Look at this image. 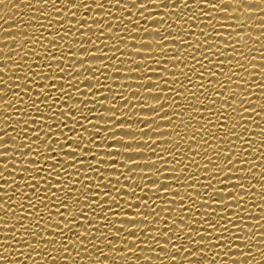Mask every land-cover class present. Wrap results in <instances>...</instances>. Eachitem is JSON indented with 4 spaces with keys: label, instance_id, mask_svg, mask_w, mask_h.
<instances>
[{
    "label": "snow or ice",
    "instance_id": "6c2138e0",
    "mask_svg": "<svg viewBox=\"0 0 264 264\" xmlns=\"http://www.w3.org/2000/svg\"><path fill=\"white\" fill-rule=\"evenodd\" d=\"M4 2L5 0H0V4H4ZM241 2L242 0H218L217 3H212V0H192L191 3H189V0H179V2L177 0H131V3H129V0H87V2L86 0H36V3L41 7L51 6V11H44L39 14L40 22L38 23L39 29H45L49 33V37H44L41 32H39V36L22 34L24 39L19 41L18 44V47L24 46V41H29L27 47L31 49L32 57H35L34 64L26 61L25 64H15L13 67V65H7V61L16 59L15 56H0V62H3L0 63V73H8L9 68L20 73L15 77L9 76V79L20 81L15 85H9L8 80L0 76V83L6 85L7 88L19 89V91L11 93L10 99L0 100V110L12 113V115L0 117V121H3V126L0 127V133H2L0 134V142H4L0 143V149H10V151H0V157L17 156V153L23 157V160L20 161V173L21 179L25 183L24 187H19L16 190L23 193L21 197L27 203L26 208L25 204L21 202L0 200V209L15 211V209L8 208V203L19 205L21 215H17L19 218L15 221H26V223L20 224L19 229H17L18 232L21 229L23 230L20 232V238L29 241L35 239L36 241L25 245L26 247L47 249L51 244L53 252H68L67 244H72L76 248H80L81 245L85 244L90 245L92 248L104 245L109 251L100 253L101 256L106 257L104 260H100V257L96 256V264H103L107 260H111L112 264H116L115 259H108L113 253H117L122 258L128 253L138 251L141 252L140 257L133 260L132 256H128L124 264H129V261L132 264H136L137 261H142L143 264L145 262L152 264V255L143 254L144 250L154 253L157 257L166 255L171 264H177L178 259L183 260L184 264H193L192 257L202 256L206 251L205 246L215 244L218 248L224 250L225 256H228L229 249H241V244L234 243V241L248 242L257 236V233L252 236L243 234L245 239H241L243 229H246L247 225L243 224L242 227L241 224L234 223V221L243 222L245 219L238 212L234 213L235 220L232 219L231 215H220L219 219H215L216 213L214 210L206 215L200 213L205 217L203 220L199 216L196 219H188V216L197 213L199 208H213L211 205H216L215 208H219L221 206L220 201H223V209L226 211L231 208L230 201L245 202L241 191L247 194L248 190L244 184L233 182L229 185L225 181L232 179L233 169L237 173L247 170L248 175L251 174L255 177L258 173H253L252 167L241 169L239 166L241 161L239 159L234 160V156L239 155L236 151L235 141H242L243 146L247 145L253 151V137L247 139L248 136H251L249 133L252 130L247 125L249 121H252L255 126V116L264 113V103L259 105L256 103L260 96L258 95L256 100L250 99L253 93L248 91V80L244 79V83L241 84L237 82L241 79H232L233 76L243 77L245 65L240 63L242 58L247 63L252 64V69H256L255 63L251 62L255 60V57L249 60L242 51L239 56H236L234 54L237 51L235 38L229 43V40H226L222 35V31L215 30L222 29L223 25L221 28H217L213 23L212 12H205L204 8L201 7L203 5L213 11L228 13L227 8L221 7L222 4H240ZM58 3L67 7L68 11L65 12L64 7H55ZM112 5L119 6L117 8L120 13L119 17L112 15ZM81 7L85 11L89 9L107 10L96 12L97 16L91 20H89V16L84 15H80L79 19H66L69 15L75 18ZM192 8L197 9V12L188 15L185 19V12L182 9ZM132 10H135L139 18L124 15L125 11L131 12ZM245 11L247 10L245 9ZM160 12H163V16L160 15ZM261 12H264V8L261 9ZM54 13H63V15H54ZM101 13L102 16L99 15ZM145 13L149 14L145 15ZM225 18L235 20L230 15ZM260 19L264 20V16H261ZM32 20H36V17H33ZM97 20L100 22L97 23ZM117 20H119V23L124 24L123 28L113 23ZM141 20L145 21L144 25H141ZM150 20H160L165 21V23H151L153 26L159 25L162 27L149 28L148 22ZM169 20L173 21L176 27L168 24L167 21ZM81 21L86 22L81 23ZM124 21H127V23ZM241 21L235 20L238 28L244 27V22L241 23ZM192 25L200 29V40L195 45L191 42L192 36L195 35V29L192 28ZM209 25H211V31L206 30L210 29ZM69 29L73 30L69 31ZM169 29L171 31H167ZM141 31L145 34H155L147 36H159L160 40L153 43L141 38L138 43L137 37ZM53 32L55 37H59L61 40H68L70 34L75 37L78 36L80 42L70 41L67 47L74 50L65 53L62 46L52 43L57 40L50 38ZM162 32H166V34L161 35ZM241 32L243 31H236L235 36H239ZM261 33L264 34V32ZM229 34L233 35L231 32ZM93 36L96 38L95 40L92 39ZM8 37H13V35ZM129 37H131L132 51H121V49L125 50L127 48ZM45 40L51 45L50 48L43 47ZM85 40L89 43H85ZM110 40L112 41L111 44H109ZM209 40L213 42L220 40L224 43L217 44L215 51H212L214 44L209 43ZM12 41L17 40L13 38ZM96 41L100 43L97 44ZM37 44L41 49L38 53L35 48H32V45ZM90 45H95L94 50L93 48L89 50ZM101 45H107V51L100 47ZM169 45H180V48H169ZM57 47L61 48L59 55L54 54L56 52L53 51ZM193 47L195 51L189 52L191 53L190 60L179 58L181 51ZM6 48L7 52H5ZM157 48L159 51L155 50ZM145 49L150 51L145 52ZM10 51H15V49L0 48V53ZM97 51L101 55H97ZM196 52L201 54L199 58L196 56ZM249 52H251V49H249ZM78 53L87 55L78 56ZM167 53L171 54L168 55ZM226 53H233V55H226ZM23 55L28 56L29 53L24 52ZM89 57H92V59H89ZM135 57H141L142 59L138 61ZM212 57H216V64L212 63ZM235 57H239V59H233ZM89 60L103 61V67L88 63ZM205 60L212 68H216L217 65L223 68L225 60H235L236 67L234 68L231 64H228L231 75H226L223 80H220L217 74L205 65ZM77 61L80 62L77 63ZM115 61H119V63H115ZM177 61L180 63H177ZM123 63L128 65L127 73L124 72V67L118 66ZM169 63L172 64L170 76L167 67ZM152 64L157 65L161 71L157 72L153 69ZM177 64H183L188 71L180 70L177 73ZM197 65H199V68H197ZM85 67L91 69L90 74L74 75V73L81 72ZM102 69L106 71L102 72ZM200 69L204 71L202 72ZM235 69H241V71L237 72ZM204 72H208V84L211 85L215 81L217 85L216 88L211 89L208 96H204L205 92L209 91L205 88L204 81L206 78ZM109 73L116 77L124 76L126 81L133 76L138 77L136 90L126 97L123 91H113L111 85L100 83L101 76L105 80H109ZM254 73L250 72L248 75L253 78L257 76ZM192 74L199 77V83L189 87L193 85ZM220 75H224V73L221 71ZM81 76L84 77L83 81L80 80ZM152 76H158L159 80L153 81ZM180 76H183L187 83L181 81ZM37 77H39V80L36 79ZM94 79L95 83L84 84V81H93ZM44 81H47V83H44ZM82 83L83 88H81ZM114 83L119 86L118 89H125L126 86L130 85H121L119 80H115ZM74 84L77 86L73 87ZM232 84L237 85L236 89L240 91L232 90L230 87ZM255 84L257 88L264 91V83ZM33 85H36L35 96L31 95ZM140 89H143V94H141ZM154 89L155 91H153ZM217 89L223 90L225 94L222 95L221 91ZM85 92L91 93V95H85ZM133 92L137 94L132 95ZM229 92L230 95L227 94ZM3 95H7L6 88H0V96ZM24 96H27L31 103H26ZM85 96H90L91 99H85ZM202 96L204 100L200 99ZM238 96L240 100L237 107L235 105ZM216 98L222 101L219 107H217ZM184 100H188V104H183ZM205 100L207 103L204 102ZM14 101L17 104L22 103L24 107L20 109L6 107L13 104ZM121 101L123 103H120ZM41 104L44 105L43 108L40 107ZM89 104L93 107L89 108ZM245 104L255 106L245 107ZM96 105H100L104 112H101L98 117H93L91 113L96 111ZM181 107L187 110L189 121L202 115L200 112L202 107L211 113V115L204 117L206 122L201 123V129H206L209 134H205L204 131L200 130L193 132V137L199 134L200 137H207V139L197 141L190 138L192 142L200 145V151H197L196 154L207 153L209 148H222L225 141L231 146L223 152L214 151L212 155L202 157V159L209 162L213 161L214 157L216 160L215 164L202 165V167L208 169L205 173L208 179L201 182V188L207 189L203 192L193 187L197 184V181H200V175H192L193 172L189 168V164H199V162L193 156H188L186 162V153L177 147L179 141L160 140L159 137L164 136L163 133H166L162 130V125L152 127V125H156L157 121H169L172 123L168 124H173L174 117L180 119L183 115L179 112ZM126 108L131 111V115L125 111ZM229 108L231 111H229ZM258 108L260 111H257ZM9 109L11 111H8ZM85 109H87L88 114L85 113ZM135 109H140V111H135ZM144 109L150 111H144ZM152 109H155V111H151ZM169 109H172V111H169ZM118 112L120 113L119 116H117ZM141 112L149 115L141 116L139 115ZM161 113L168 114L161 115ZM245 113L254 115L245 116ZM237 115L240 117L238 122L235 119ZM213 116L217 117L216 121H213ZM229 118L233 120L231 126L228 124ZM96 120L105 121L103 129H101L99 123L95 122ZM85 121H87V124ZM241 121H244V123H241ZM9 122L12 123L9 124ZM180 123L183 124L184 121L181 119ZM125 124L128 125L127 130L121 127ZM133 124L137 125L136 129L131 127ZM89 125H91L92 131H89ZM9 127H11V131H6ZM179 127V125H176V128ZM64 129H67L71 135L66 134ZM213 129H218L223 135L212 134ZM233 129H236V131H233ZM245 129H248V131L246 132ZM15 132H22L23 136L13 135ZM85 133H88V135L86 136ZM258 133L264 134V129H260ZM175 134L176 136L182 135L178 131ZM167 135H170V133ZM101 136L104 137L103 148L100 147V141L98 140ZM9 137L12 141L18 140L19 142H6ZM125 137L129 139H125ZM144 137H147V139H143ZM153 137H156V139H153ZM232 137H235V140H232ZM208 140L214 142L208 145ZM164 144H168L169 147H162ZM92 145L95 146V151ZM152 145H157L161 149L159 152L162 155H157V147H152ZM205 145H208V147H205ZM16 149H20V151L16 152ZM144 149H147L148 153L152 154L150 156L156 157V159L149 158L143 163L138 161L137 156H145ZM188 150L191 151L190 145ZM244 152L249 155L247 149H244ZM255 152L259 154L257 158L245 160L243 165L251 163L253 167H259V158L264 156V141L259 144ZM29 155H31V158L25 160L24 158ZM120 156L126 157L122 168L119 167L121 165L119 159H110ZM222 156L224 159H221ZM221 160L224 161L223 167L220 164ZM11 163H17V161L12 160ZM170 163L179 165L178 172L183 175L177 174V169L174 168L172 173L165 176L163 182H158L156 179L149 183L143 182L149 176V173L144 171L145 169H155L156 173L164 174L167 173ZM233 164L234 167H228V165ZM7 168L8 162L0 160V169ZM81 169L85 171L81 172ZM118 169L119 171H117ZM124 169L127 170L128 174L125 173ZM136 169L140 170L139 173ZM15 170L12 169L14 173ZM112 172H119L120 177H123L125 182L121 183L119 177H111ZM195 172L199 173V168H196ZM213 174H218L214 177L215 184L223 185V187L214 189L212 184ZM169 176H174L177 184V188L171 193L168 191L172 188V181ZM10 177L11 179L6 178L4 172L0 171V179L12 181V183L0 184V189L14 188L17 185L18 182L15 176ZM246 178L242 175L239 180L243 181ZM186 181L187 183H185ZM5 185H8V187L6 188ZM78 185H82V187H78ZM92 185L96 186L92 187ZM151 185H157V187L154 189ZM210 185L212 186L209 188ZM41 187H43V191L40 190ZM229 187L240 191H229L227 197H225L223 195L224 189ZM180 188L185 189L187 200L191 201L193 205L198 204L199 208L188 206L185 198L181 196ZM136 189H139L141 193L151 192L154 194L155 199L152 200L151 205L148 203L147 196H139ZM213 189L214 191H210ZM193 191H197V196L192 195ZM161 193H163V198ZM233 193L235 194L233 195ZM251 194L254 196L255 193L252 192ZM8 196L7 191H0V197ZM169 196L171 197V207L167 199ZM213 196L219 198L212 199ZM127 197H132L133 200H129ZM175 197L181 198L177 201ZM121 200H123V204L120 203ZM157 200H162V203L158 204ZM70 201H75V205H79L78 211H73L75 205ZM209 201H212V203H209ZM41 207L47 209V212L41 213ZM237 207H241V205H237ZM173 208L178 209L181 214L169 220L168 217L172 216ZM244 210L242 209V211ZM133 211H135V214L129 216L128 214ZM6 216L7 214L0 217V228L2 229H10L14 226L4 223L7 220L5 219ZM251 218L249 215V219ZM259 219H256L257 225H259ZM29 225H31V229ZM194 225H199V228L203 230H194ZM80 228L84 230L78 231ZM180 233L188 238L186 245ZM8 234L7 231L4 232V235L7 236ZM194 236H198L200 239H193ZM259 236L264 237V232H260ZM82 237L85 239H81ZM129 237L134 239L130 240ZM65 240H67V244L63 243ZM172 241L178 242L173 243ZM128 242L135 246L129 247ZM2 243H8V241L5 240ZM2 243H0V247H2ZM12 243L16 242L12 241ZM258 243L262 244L260 241ZM193 246L196 247L195 251L192 250ZM245 246L251 248V243H247ZM157 248L160 250L157 251ZM117 249L123 250L117 252ZM81 251L87 252L88 248H81ZM256 251H261V249H256ZM3 252L7 253L9 249L3 248ZM170 253H177V255H170ZM183 253H190V255L184 256ZM36 255H40V253H36ZM76 255H79V253H76ZM92 255L94 256L95 253H92ZM251 255V252L241 250L239 256L248 257ZM261 256H264V253ZM7 259L6 256L0 255V261H6ZM50 259L51 261L62 259L67 262L69 257L63 255L59 257L50 256ZM231 260L232 264H244V261L237 256L231 257ZM160 262L164 264V260H160ZM225 264H227V261H225Z\"/></svg>",
    "mask_w": 264,
    "mask_h": 264
},
{
    "label": "bare ground",
    "instance_id": "6f19581e",
    "mask_svg": "<svg viewBox=\"0 0 264 264\" xmlns=\"http://www.w3.org/2000/svg\"><path fill=\"white\" fill-rule=\"evenodd\" d=\"M87 2V0H86ZM177 2H179V0H177ZM192 0H189V3H191ZM218 0H212V3H217ZM129 3H131V0H129ZM55 7H64L65 12L68 11L67 7L60 5L59 3L57 5H55ZM112 15L113 16H117L119 17L120 13L117 11V8H119L118 5H112ZM150 7H152L150 5ZM201 7L204 8L205 12H212V17H213V23L216 25L217 28H221V26L223 25L222 29H215V30H220L222 31V35L224 36V38L226 40H229V43H231L230 41L233 40L235 38V41L237 42V51L236 53H234L236 56H239L240 52L242 51L245 55V57H247L249 60H251L252 57H255L254 61H251L252 63H255V68L256 69H252V64L251 63H247L243 58L240 60L241 64L245 65V72L243 74V77H236L233 76L232 79L236 80V79H241L239 81H237L238 83L243 84L244 83V79L248 80V85L247 87L249 88L248 91L252 92L253 95L250 97V99L252 100H256L258 98V95L260 96L259 100H256L257 105L264 103V91H262L261 89L256 87L255 83H264V34H262L261 32H264V20H261L260 17L264 16V12H261V9L264 8V0H242V2L240 4H234V3H226V4H222L221 7L227 8L228 9V13H223V12H219V11H213L212 9L206 8L203 5H201ZM130 8V5H129ZM245 9L247 11H245ZM105 10H101V9H89L88 11H85L83 7H81V9H79V11L77 12V16L75 18H73L72 16H67L66 19H79L80 15H84V16H89V20H91L92 18L97 16L96 12H102V11H106ZM122 10V9H121ZM235 10V11H234ZM44 11H51V6H46V7H41L39 4L36 3V0H5L4 4H0V48L3 47H8V48H12L15 49V51H10L8 53H0V56L3 55H7L9 57L15 56L16 59L14 60H9L7 61V65H13V67L15 66V64H25L26 61H28V63L30 64H34L35 62V57H32V51L30 48L27 47L29 41H24V46H19V41H22L24 39L23 35H28V36H32V35H36L39 36L40 33H43L44 37H49V33L45 31V29H39L38 27V23L40 22L39 20V14L41 12ZM76 11V10H73ZM123 11V10H122ZM143 11V10H141ZM155 11V10H154ZM183 12H185V19H187V16L197 12V9L192 8V9H182ZM252 12V13H249ZM149 13H145V15H148ZM54 15H63V13H54ZM99 15H103L102 13ZM125 16L128 15H132L135 18H139L137 16V14L135 13V10H132L131 12L125 11L124 12ZM160 15L163 16V12H160ZM232 16L235 18V20H242L241 23L244 22V27L243 28H238L237 23L235 22V20H229L226 19V16ZM33 17H36V20H32ZM105 19H107V17H105ZM122 19V18H120ZM201 19H203V17H201ZM86 21H81V23H85ZM91 22V21H88ZM97 23H99L100 21L97 20ZM125 23H127V21H124ZM55 23V21H54ZM75 23V22H73ZM114 24H118L119 27L123 28L124 24L123 23H119V20L114 21ZM148 27L149 28H153V27H162V26H153L151 23H157V24H164L165 21H149L148 22ZM168 24H172L173 27H176V25L174 24L173 21H167ZM145 21L141 20V25H144ZM93 27H95V25H93ZM192 28L195 29V35L192 36L191 42L193 43V45H195L196 43L199 42L200 38H199V32L200 29L197 28L195 25H192ZM210 29H206L207 31H211V25H209ZM73 29H69V31H72ZM11 31V32H8ZM83 31V29H82ZM121 31H123V29H121ZM167 31H171L170 29ZM236 31H243L239 34V36H235ZM233 33V35H230L229 33ZM36 33V34H33ZM23 34V35H22ZM166 34V32H162L161 35ZM175 34V33H173ZM9 35H13V37H8ZM89 35H91L89 33ZM147 35H155V34H145L143 31L140 32L139 36L137 37V42L139 43L141 38L143 40H148L150 42L155 43V41H159L160 37L159 36H155V37H149ZM16 39L17 41H12V39ZM50 38H55L57 39L56 41H53L52 43L58 44L60 46H62L64 48V52L67 53L70 50H74V49H69L68 43L70 41H79V37L78 36H72L70 34L69 39L68 40H61L59 39V37H55L54 32L52 34V37ZM93 40H95L96 38L93 36L92 37ZM101 39H103V37H101ZM171 39V38H170ZM187 39V37H186ZM258 39V41H257ZM43 42V41H41ZM85 43H89L87 40L84 41ZM209 43H213L214 47L212 49V51H215V46L217 44H223L224 41H216L213 42L211 40L208 41ZM97 44H99V41H96ZM112 41H109V44H111ZM43 47L45 48H50L51 45L48 44L47 40L44 41L43 43ZM91 50V48H95V45H90L89 46ZM100 47H103L105 49V51H107L108 46L107 45H101ZM123 48V46H121ZM169 48H176L179 49L180 45H169ZM32 48L36 49V52L38 53L41 49L40 46L37 45H32ZM249 49H251V52H249ZM61 48L57 47L55 49H53V51H55L56 55H59ZM156 51H159V49H155ZM121 51H125V52H131L132 51V45H131V37H129V44L127 46V48L121 49ZM145 52L150 51L148 49L144 50ZM195 48H191L185 51H181L180 52V57L179 58H184V59H188L190 60V55L191 53L189 52H194ZM5 52H7V48L5 49ZM24 52H28L29 55L28 56H24L23 53ZM97 55H101V53L99 51L96 52ZM111 54V53H110ZM168 55H170L171 53H167ZM196 56L199 58L200 57V53L196 52L195 53ZM78 56H86L87 54L84 53H78ZM117 55H119V53H117ZM226 55H233V53H226ZM23 57V58H21ZM223 58V57H222ZM231 58V57H230ZM89 59H92V57H89ZM115 59V57H114ZM136 60H141V57H135ZM161 59H163V57H161ZM233 59H239V57H235ZM67 63V61H65ZM80 61H77V63H79ZM216 57H212V63L216 64ZM3 63V62H0ZM42 63V62H41ZM88 63H92V64H96L99 65L101 67H103L104 62L103 61H91L89 60ZM115 63H119V61H115ZM177 63H180L179 61H177ZM205 65H207L212 72H215L218 76V78L220 80L224 79V76L226 75H231V73L229 72V68H228V64H231L234 68L236 67V61L235 60H225L224 64L225 66L223 68H221L219 65H217L216 68H212L211 65L208 64V61L205 60L204 61ZM120 67H124V72L127 73L128 72V65L127 63H123L121 65H118ZM153 69H155L157 72H160L161 69L155 65L152 64L151 65ZM77 67H79L77 65ZM169 72L168 75H171V71H172V64L169 63L167 65ZM197 68H199V65H197ZM27 71V69H25ZM180 70H184V71H188V69H185L183 64H177L176 65V71L177 73H179ZM106 71L105 69L101 70ZM200 71H204L203 69H200ZM221 71L224 73V75H220ZM235 71L239 72L241 71V69H235ZM91 69L85 67L83 70H81V72L79 73H74V75H88L90 74ZM250 72H255L253 78L251 76H249L248 74ZM20 75V73L18 71H12L11 68H9V72L8 73H0V76H3L5 80H8V84L9 85H15L17 83H20V81L17 80H12L9 79V76H18ZM35 75V73H34ZM123 75V74H121ZM205 75V88L209 89V91H206L204 96H208L209 92L211 91L212 88H216L217 85L215 83V81H213V83L211 85L208 84V72H204ZM109 80H105L103 76L100 77V83H104V84H109L112 86L113 91H123L124 95L126 97L130 96V93L134 90H136V84L138 81V77H131L129 80L126 81L124 76H120V77H116L113 74L109 73ZM37 80H39V77L36 78ZM151 79L153 81H158L159 77L158 76H152ZM191 79L193 81V85H190L189 87H193L194 85H197L199 83V77L196 74H192L191 75ZM80 80L83 81L84 77L81 76ZM115 80H119V83L121 85L124 84H130L128 87L126 86L125 89H118L119 86L114 83ZM180 80L183 81L184 83H187V81L184 79L183 76H180ZM22 82V81H21ZM146 82V81H145ZM44 83H47V81H44ZM91 83H95V79L93 81H84V84H88L90 85ZM77 85L74 84L73 87H76ZM84 85L83 83L81 84V88H83ZM231 89L234 91H240L239 89H236L237 85L232 84ZM0 88H6L7 91V95H3L0 96V100H7L11 98V93L13 91H19V89L17 88H7L6 85L0 83ZM35 88L36 85H33V91L31 92L32 96H35ZM219 91H221V94L224 95L225 93L223 92V90L217 89ZM141 94H143V89H140ZM155 91V89L153 90ZM85 95H91V93H84ZM137 93L133 92L132 95H136ZM228 95H230L231 93H227ZM242 95L244 93H241ZM110 95V94H109ZM23 96V93H22ZM85 99H91L90 96H85ZM201 100H204V97H200ZM217 99V107L220 106V101L219 98ZM239 100L240 97H237L236 100V105L235 106H239ZM24 101L26 103H31V101L28 99L27 96H24ZM205 103H207V101H204ZM120 103H123L122 101ZM154 103V102H151ZM183 104H188V100H184L182 102ZM110 106V105H109ZM255 105L252 104H245V107H253ZM6 107L9 108H13V109H20L22 107H24V105L21 104H17L15 103V101L13 102V104L11 105H7ZM41 108L44 107L43 104L40 105ZM89 108L93 107V105L89 104L88 106ZM96 111L92 112L91 115L93 117H98L100 115L101 112H104V109L101 108L100 105H96ZM8 111H11V109H9ZM126 112L129 113V115H131V111H129V109H125ZM134 111V110H132ZM135 111H140V109H135ZM144 111H150L149 109H144ZM151 111H155V109H152ZM169 111H172V109H169ZM229 111H231V109L229 108ZM257 111H260V109L258 108ZM179 112L183 113V115L180 117V119H176L174 117V123L173 124H168V123H172L169 121H157L156 125H152V127H159L162 125V130L165 131L166 133H163L164 136L159 137L160 140H165V141H179V144L177 145V147H179L181 149V151L185 152V161L187 162V157L188 156H193L195 158L196 161L199 162V164H189V168H191L192 170V175H200V181H197L193 187L200 191L203 192L204 190L206 191L207 189H203L201 188V182L205 181L206 179H208V177L206 176V172L208 171L207 168L202 167V165L204 164H215L216 160L215 157L213 158V161L209 162L207 160L202 159L203 156L205 155H212V153L214 151H225L227 148H230L231 146L227 143V141H225L222 145V148H216V149H212L209 148L207 153H199L196 154L197 151H200V145L197 144L196 142H192V139H195L197 141H199L200 139H207V137H200L199 134H197L195 137H193V132L195 130H200V131H204L205 134H209L208 131L206 129H201V123H205V116L211 115V113L207 112L205 108H200V112H201V116L197 117L196 119H192L191 121H189V115L188 112L185 108L181 107L179 108ZM85 113H87V109H85ZM168 113H161V115H166ZM8 115H12V113L9 112H5L3 110H0V117L2 116H8ZM105 115H107V113H105ZM120 113H117V116H119ZM139 115L141 116H148V113H144L141 112L139 113ZM194 115V114H193ZM245 116H249V115H254L251 113H245ZM77 116H79V114H77ZM107 119V118H106ZM183 120L184 123L181 124L180 120ZM213 121L217 120L216 116L212 117ZM236 121L238 122L240 120L239 115H237L235 117ZM199 120V122H197ZM95 122L99 123L101 125V129H103L104 125H105V121L103 120H96ZM255 126L252 124V121L248 122L247 127L249 129L252 130V132L249 133L247 139H252L253 137V143H252V149L253 151H251V148H248L247 145H242V141H235L236 144V151L239 153V155L234 156V160L239 159L241 161L240 163V167L241 169L246 168V167H252L253 168V173H257V176H251V174L248 175L247 170H242L240 173L235 172V169H233V176L231 180L225 181V183H228L229 185H231L233 182H240L243 183L245 188L248 190L247 194L243 193V191H241V195L244 196V200L245 202H241V201H230L231 208L229 210H224L223 209V201H220L221 206L219 208H215L217 207L216 205H211V207L213 208H199V205H193L191 203V201L187 200V196L185 195V189L184 188H180L181 191V196H183L188 204V206L190 208H199V211L197 213H194V215H189L188 219H196L197 216H199V218L201 220H203L205 217L204 215H200V213H204L205 215L207 213L213 212V210L215 211L216 215L214 216L215 219H219L220 215H231L232 219H236V216L234 213L238 212L240 216L244 217V221H234V223L237 224H241V226L243 227V224L247 225L246 229H243V232L241 234V239H245L244 235H248V236H252L253 234L257 233L256 237H253L252 241H234V243H240L241 244V249H229V255L225 256L224 255V250L221 248H218L215 244L211 245V246H205L206 247V251L205 253L200 256V257H192V261L193 264H225V261H227V264H232V260L231 257L233 256H237L238 258H240L241 260L244 261V264H264V256H261L262 253H264V237L259 236L260 232H264V156H261L259 159L260 161H258V166L259 167H253L251 163L247 164V165H243V162L245 160H254L257 158V156L259 155L258 153L255 152V149L259 146V144L264 141V134H259L258 132L260 131V129H264V113H261L260 116H255ZM12 122H9V124H11ZM71 124V122H69ZM85 123L87 124V121H85ZM233 123V120L231 118H229L228 120V124L229 126H231V124ZM241 123H244V121H241ZM176 125H179V128H176ZM3 126V121H0V127ZM121 127L125 128V130H127L128 125H121ZM133 129L137 128V125L133 124L131 126ZM257 129H256V128ZM259 128V129H258ZM6 131H11V127H9L8 129H6ZM89 131H92L91 125H89ZM118 131V129H117ZM180 132L182 135L181 136H176L175 132ZM233 131H236V129H233ZM245 131L247 132L248 129H245ZM64 132L66 134L71 135V133H68L67 129H64ZM168 133H170V135H167ZM2 134V133H0ZM151 134V133H149ZM212 134H219V135H223V133H220L218 129H213ZM13 135L17 136V137H21L23 136L22 132H15L13 133ZM85 135L87 136L88 133H85ZM105 135H107L105 133ZM243 135V133H242ZM192 138V139H190ZM61 139H63V137H61ZM103 139L104 137L101 136L98 138V140L100 141V147L103 148ZM125 139H129L128 137H125ZM143 139H147V137H144ZM153 139H156V137H153ZM232 140H235V137H232ZM6 142H19L17 141H12L11 138L9 137L8 140ZM214 141L212 140H208V145H211ZM0 143H4V142H0ZM189 145L191 147V151H189ZM208 145H205V147H208ZM92 147L95 149V146L92 145ZM117 148L119 147L118 145L116 146ZM152 147H157V145H152ZM162 147L167 148L169 147L168 144H164L162 145ZM244 149H247L249 155H247L244 152ZM161 149H159L157 147V155H162V153H160ZM0 151H10V149H0ZM16 152H19L20 149H16ZM25 151H27V149H25ZM145 152V156L144 157H140L137 156L136 159L138 161H140L141 163H143L145 160L151 158L152 160H155L156 157H151L150 153H148L147 149L143 150ZM235 154V153H233ZM91 155V154H90ZM31 158V155H29L28 157H25V160H28ZM110 159H119L121 161V165H119V167H123V162L126 160V157L124 156H120V157H112ZM171 159V158H170ZM221 159H224V157L222 156ZM0 160H6L8 162V168L7 169H0V171L4 172V175L6 178L11 179L10 176H15L16 180H17V185L14 188H9V189H0V191H7L9 193L8 197H0V200H3L5 202L8 201H16V202H21L23 204H25V207L27 208V203L26 201H23V198L21 197V195H23V193L18 192L16 189L19 187H24V180L21 179V163L20 161L23 160L22 156H19V153H17V156H10V157H0ZM12 160H16L17 163H11ZM221 167L224 166V161L221 160L220 162ZM235 164V162H234ZM233 165H228V167H234ZM179 165H174V163H170L168 165L167 168V173L164 174H159L156 173L155 169H145V172L149 173L148 178L143 181L144 183H149L154 181L155 179L158 180V182H163L165 179V176L168 175L169 173H172L174 168L177 169V174L183 175L181 173L178 172L179 169ZM196 168H199V173H196ZM12 169H16L15 173L12 171ZM214 171L216 169H213ZM85 171L84 169H81V172ZM119 171V169L117 170ZM125 173H127V170L124 169ZM136 171L139 173V169H136ZM111 177L115 178V177H119L121 180V183H124L125 181H123V177H120L119 172H112ZM218 174H213V178H212V184L214 185V189L215 188H220L223 187V185H219V184H215V178ZM246 176L247 178L244 179L243 181L239 180L240 176ZM39 179V178H37ZM63 179V178H61ZM151 179V180H150ZM169 179L172 181V188H170L168 191L169 193L173 192L176 188H177V184L175 182V177L174 176H169ZM4 183H12L11 180H7V179H0V184H4ZM187 183V181L185 182ZM249 185H251V187H249ZM96 185H92V187H95ZM212 185L209 186V188ZM5 187L7 188L8 185H5ZM78 187H82V185H78ZM125 187H127V185H125ZM152 188H156L157 185H151ZM210 190V191H214ZM41 191H43V187H41L40 189ZM229 191H237L239 192V189H233L231 187L224 189L223 195L225 197H227V193ZM103 192V189H102ZM136 192L138 193L139 196H147L148 198V203L151 205V202L153 199H155V196L153 193L148 192V193H141L139 189H136ZM252 192H254V196L251 194ZM14 193V194H13ZM235 193H233L234 195ZM193 196H197V191H193L192 192ZM161 197L163 198V193H161ZM103 198V197H102ZM181 197H175V199L177 201H179ZM219 197L213 196L212 199H218ZM127 199L129 200H133L132 197H127ZM167 199L169 200V206L171 207V197H167ZM71 203H73L75 205V201H70ZM135 203V201H133ZM109 203H111V201H109ZM121 204H123V200L120 201ZM157 203L160 204L162 203V200H157ZM209 203H212V201H209ZM237 205H241V207H237ZM259 205V207H257ZM8 208L9 209H15V211H8L7 209H0V217L5 216V214H7V216L5 217L4 223L7 224H12L14 225L12 228L10 229H2L0 228V243H2L3 241L7 240L8 243H2V247H0V255H4L6 256L8 259L6 261H0V264H96V260L95 257L99 256L100 260H104L106 257L105 256H101L100 253L101 252H107L109 251L108 248L104 245H98L97 248H92L90 245H81L80 248H76L74 247L72 244H67V240L63 241L64 244H67V247L69 249L68 252H53L52 251V245L50 244L48 246L47 249L44 248H40V249H36V248H29L26 247L25 245L27 244H31V243H35V239L29 241V240H24L20 238V232H22L23 230L21 229L20 232L17 231V229H19V225L22 223H26L25 220H20V221H15L16 219L19 218V216L17 215H21V209L19 208V205L14 204V203H8ZM242 209H245L244 211H242ZM79 210V205H75V207L73 208V211H78ZM159 210V209H157ZM30 211V209H29ZM99 211V210H97ZM182 214L183 213V210ZM47 209L41 207V213H46ZM135 214V211L129 213V216H132ZM181 213L178 211V209L173 208V214L172 216L168 217L169 220H172L174 218H176L178 215H180ZM89 215H91V213H89ZM186 215V213H185ZM249 215L252 217L251 219H249ZM16 216V217H14ZM260 218V219H259ZM149 219H151V217H149ZM259 219V225H257V220ZM41 223H43V221H41ZM162 227V225H161ZM29 228L31 229V225H29ZM194 230H203L199 228V225H194L193 226ZM83 228L78 229V231H83ZM233 231H235L234 229H232ZM252 231V232H247V231ZM7 231L9 234L6 236L4 235V232ZM67 231V230H66ZM75 231V230H74ZM210 231V230H209ZM13 233H15V235H13ZM71 235V234H70ZM170 235H172L170 233ZM181 238L184 241V244H187V240L188 238L184 236L183 233H180ZM75 238V237H73ZM81 239H85L84 237H82ZM129 239H134L132 237H129ZM158 239H163V238H158ZM193 239H200V237L198 236H194ZM12 241H15L16 243H12ZM258 241H260L262 244L258 243ZM173 243H177L178 241H172ZM55 243V242H53ZM247 243H251V248L246 247L245 244ZM128 246L129 247H134L135 245L132 244L131 242H128ZM88 248V251H81V248ZM3 248H8L9 252L5 253L3 252ZM256 249H261V251H256ZM123 249H117V252L122 251ZM160 249L157 248V251H159ZM193 251L196 250V247L193 246L192 248ZM244 251V252H251L252 255L248 256V257H240V252ZM36 253H40V255H36ZM76 253H79V255H76ZM92 253H95V255L93 256ZM146 255H152L153 260H152V264H161L160 260H164V264H171L170 261H168V257L165 255L164 257H157L154 253H150L147 250H144V253ZM67 256L69 257V260L67 262L63 261L62 259H58L57 261H51L50 256ZM163 255V254H162ZM170 255H177V253H170ZM184 256H188L190 255V253H183ZM128 256H132L133 260H135V258L140 257L141 256V252L138 251L136 253H128L126 256L124 257H119L117 255V253H113L111 257H108V259H115L116 264H124V261L128 259ZM25 257H27V259H25ZM14 258V259H13ZM103 264H112L111 260H107L104 261ZM129 264H132L131 261H129ZM136 264H143L142 261H137ZM145 264H147V262H145ZM177 264H184L183 260H179L177 261Z\"/></svg>",
    "mask_w": 264,
    "mask_h": 264
}]
</instances>
